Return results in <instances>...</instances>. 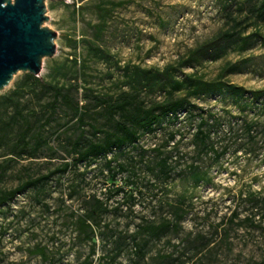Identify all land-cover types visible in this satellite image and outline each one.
<instances>
[{
  "label": "rangeland",
  "instance_id": "1",
  "mask_svg": "<svg viewBox=\"0 0 264 264\" xmlns=\"http://www.w3.org/2000/svg\"><path fill=\"white\" fill-rule=\"evenodd\" d=\"M249 9V0L47 3L46 25L58 33L57 52L44 60L39 78L66 89L72 85L73 99L86 96L90 113L80 127L70 111L60 109L45 129L57 154L44 150L33 159H14L0 192L72 162L76 138L93 137L90 124L105 122L94 97L132 88L146 104L167 92L189 96L208 118L216 150L226 152L217 163L198 158L191 140L200 117L183 116L128 146L118 158L130 157L131 168L116 179L103 160L53 174L0 209V264H264V22ZM235 31L239 35L227 41L225 34ZM165 71L170 79L156 75ZM23 77L19 73L0 97ZM197 81L215 89L194 93ZM51 100L37 89L26 97L24 112L38 119ZM171 132H177L181 159H173L177 170L167 180L148 166ZM191 164L198 166L197 175ZM118 187L124 193L114 195ZM94 198L107 210L96 219L93 241L86 242L76 220ZM177 213L183 219L175 228ZM162 224L170 227L160 236L145 229Z\"/></svg>",
  "mask_w": 264,
  "mask_h": 264
},
{
  "label": "trees",
  "instance_id": "2",
  "mask_svg": "<svg viewBox=\"0 0 264 264\" xmlns=\"http://www.w3.org/2000/svg\"><path fill=\"white\" fill-rule=\"evenodd\" d=\"M249 3L251 16L258 22H264V0H249ZM237 26L238 23L235 20L234 28ZM238 35L239 32L235 31L233 34L226 33L225 37L227 41H231ZM145 73L150 76L152 74L151 71ZM156 75L170 79L168 71L158 72ZM171 81L174 80L171 78ZM163 85L166 87V84ZM212 85L208 82L197 81L194 93L200 94L211 91L215 89ZM70 87L66 89L43 82L39 77L24 74L23 79L16 82L9 93L0 97V158H4V162L0 163V181L10 169L14 159H33L44 150L51 151L53 155L57 154V150L51 144V138L45 136V129L51 125L60 109L65 108L70 111L72 121L75 120L80 127L87 124L86 120L90 113L89 100L86 96L81 101L73 99ZM37 89H40L44 94L50 93L52 100L46 103L47 114L38 119H33L30 114L24 112V101L28 95L36 93ZM94 101L96 109L101 110L105 122L103 124H90L94 133L93 137L78 136L76 138L71 146L74 160L72 162L64 161L55 172L46 176L30 177L20 182L14 189L1 191L0 209L9 205L21 193L42 184L51 175H65L79 163L90 166L99 160H103L105 162L104 168L116 179L118 175L129 172L131 168L130 157L122 161L118 158V156H125L128 146H135L142 135L154 131L167 121L178 123L183 116L184 118H195L196 115L200 117L191 140L193 151L198 158L210 156L213 157V162L217 163L225 155V149L222 152L216 150L215 144L212 142V131L208 128V118L199 113L201 108L194 104L189 96H175L174 93L167 92L161 100L146 104L140 100V95L132 88L130 91L121 92L116 97L96 96ZM251 128L252 124L247 126L249 131ZM176 139L177 132H171L165 144L154 149L156 153L155 163L149 162L153 166H148L151 170L156 169L167 180L177 170L174 165L176 161L173 159H181V156L176 157L177 152L175 150L178 151ZM171 143L170 150L165 151V148ZM3 151H6L4 155L1 154ZM179 162L180 160H178ZM189 169L193 175L198 174V166L191 164ZM122 193H124V189L118 187L114 195ZM93 202L92 207L76 220L79 234L83 235L86 242L93 241L95 226H97L96 219L100 213L107 210L101 200L94 198ZM182 219L183 215L177 213L175 228L179 227V221ZM169 227L170 225L162 224L160 226L151 225L145 229L152 235L160 236L159 233H165ZM37 249L39 254L45 256L42 249ZM92 254H95V248L92 249ZM83 264H93V260L87 259Z\"/></svg>",
  "mask_w": 264,
  "mask_h": 264
},
{
  "label": "water",
  "instance_id": "3",
  "mask_svg": "<svg viewBox=\"0 0 264 264\" xmlns=\"http://www.w3.org/2000/svg\"><path fill=\"white\" fill-rule=\"evenodd\" d=\"M68 1L0 0V94L19 73L40 77L44 60L55 57L58 33L46 25L47 3Z\"/></svg>",
  "mask_w": 264,
  "mask_h": 264
}]
</instances>
